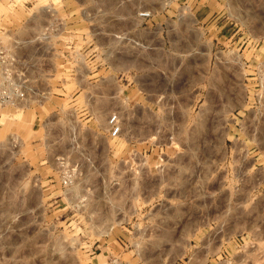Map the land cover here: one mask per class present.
Segmentation results:
<instances>
[{
    "label": "rangeland",
    "instance_id": "obj_1",
    "mask_svg": "<svg viewBox=\"0 0 264 264\" xmlns=\"http://www.w3.org/2000/svg\"><path fill=\"white\" fill-rule=\"evenodd\" d=\"M48 5L0 0V42L31 40L40 15L85 13L99 48L81 78L49 52L31 77L43 104L0 106V264H264V105L250 80L264 0ZM57 156L75 170L64 187Z\"/></svg>",
    "mask_w": 264,
    "mask_h": 264
},
{
    "label": "built area",
    "instance_id": "obj_2",
    "mask_svg": "<svg viewBox=\"0 0 264 264\" xmlns=\"http://www.w3.org/2000/svg\"><path fill=\"white\" fill-rule=\"evenodd\" d=\"M62 2L47 0V9L55 13L53 5ZM84 14L40 15L41 26L31 40H12L7 45L0 42V106L22 110L30 104L35 107L43 104L44 93L31 77L33 72L43 74L49 52H55L50 57L56 58V65L71 69L65 73L72 77L81 78L77 74V66L84 68L85 64L89 67L93 65L99 46L95 38L93 16ZM149 15V12H138L136 17L147 20ZM250 80L253 107L264 105V62L255 65ZM105 125L107 138L114 139L120 135L121 125L116 114H110ZM55 162L54 178L64 187L74 178V167L68 164L65 156L55 157ZM110 264L116 263L112 261Z\"/></svg>",
    "mask_w": 264,
    "mask_h": 264
},
{
    "label": "crops",
    "instance_id": "obj_3",
    "mask_svg": "<svg viewBox=\"0 0 264 264\" xmlns=\"http://www.w3.org/2000/svg\"><path fill=\"white\" fill-rule=\"evenodd\" d=\"M197 3V2H196ZM193 3L190 7V11L193 13V15H190L188 17L189 21L191 22L192 26H195L194 28H192L195 32H198V34L200 36H202V34L205 33L206 31V27H203V20H205L206 18V15H202V16H199L200 12L198 11V3ZM195 4V5H194ZM200 8V7H199ZM198 24H200V26H197ZM158 26L160 25H157L155 27V29L159 28ZM189 30L190 32H192L193 30ZM195 54H197L195 52ZM200 55H202L203 53H199Z\"/></svg>",
    "mask_w": 264,
    "mask_h": 264
}]
</instances>
